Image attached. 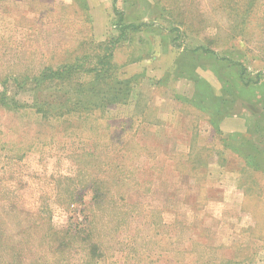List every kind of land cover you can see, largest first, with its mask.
Listing matches in <instances>:
<instances>
[{
    "label": "rangeland",
    "instance_id": "rangeland-1",
    "mask_svg": "<svg viewBox=\"0 0 264 264\" xmlns=\"http://www.w3.org/2000/svg\"><path fill=\"white\" fill-rule=\"evenodd\" d=\"M118 10L148 23L114 51L134 78L129 96L43 117L34 103L50 112L73 83L15 78L91 60L119 35ZM201 46L238 66L219 65L220 81L208 53L190 52ZM176 65L182 76L168 75ZM193 69L213 98L245 95L228 117L262 119L264 0H0V264H264V172L222 149L179 97L209 103ZM242 69L253 83L239 81Z\"/></svg>",
    "mask_w": 264,
    "mask_h": 264
},
{
    "label": "trees",
    "instance_id": "trees-1",
    "mask_svg": "<svg viewBox=\"0 0 264 264\" xmlns=\"http://www.w3.org/2000/svg\"><path fill=\"white\" fill-rule=\"evenodd\" d=\"M117 12L118 20L116 22V26L119 29V35L115 38L111 37L103 40L100 43V52L91 60L85 55H77L55 67H42L39 69L35 78L31 79L27 75L15 78V81L21 79L24 84H26V81L33 82L35 86L43 85L47 82L55 84L63 80L73 83L71 88L64 92L65 100H61L62 96L59 94H56L50 100L51 103L47 104L51 105V109L49 110L50 112L46 113L48 110L45 107L42 108V104L45 102L42 103L39 101V104L34 103V106L37 107V111L43 112V117L51 116L54 118L69 116L74 114V112L81 113L96 110L104 111L110 105L124 102V100L129 96L131 83L134 78H123L120 71L122 66L114 60V51L117 47H119V44H122V42L129 37L130 32L138 30L143 31L142 27L148 23H137L134 20L128 21L125 12L120 10ZM199 51H204V53L206 52L205 54L208 53V55L205 56L213 58L215 65L209 64L208 67L220 81L223 79L219 65L225 67L222 63L224 61H230L232 64L238 66V63L233 62L230 57L220 56L218 53L209 50L208 48L201 46L196 47L195 50H190V52ZM199 55L202 56L203 54ZM193 70L194 72L192 71L193 73L190 74L189 78L194 83V91L199 89L201 93L203 92L204 99H207L209 95V103L201 104L199 102L196 104L194 101V99L197 98L196 95L195 98H188L186 96L179 97H182V100L188 102L191 107L193 105V109H198L206 115L208 124L214 130L216 135H219L218 140L222 149H226L227 151L235 154L247 169L254 172H264V99L262 102V113L260 114L262 119H258L253 125L246 121V130L244 132H223L219 129L218 123L226 116L228 117L236 114L235 104L238 101L237 99L241 98L243 100L245 95L242 94L241 91L240 96H223L213 98L210 94L212 85L199 76L196 69ZM180 71H182V68L179 65H176L174 70L167 74L173 76L176 73V77H180L182 76ZM79 72H82L88 78L86 82H78L75 79ZM229 73L235 76L234 72ZM244 73L247 74L245 70L242 69L239 73V81L244 85L253 83V80H251V78L247 75L245 76ZM259 74L260 73H256L257 76ZM223 88L231 93H234L235 88L238 87L237 84L229 83ZM54 89L58 92L57 87H54ZM61 93L63 94V92ZM2 99H4L3 102H1ZM212 99L214 100L211 102ZM214 101H217L216 105L213 103ZM6 102V97L4 98L3 93L0 92V103L5 104ZM61 108H65L66 110L64 113L69 114L64 115ZM21 253V250L17 249L14 253V258L20 257Z\"/></svg>",
    "mask_w": 264,
    "mask_h": 264
},
{
    "label": "crops",
    "instance_id": "crops-1",
    "mask_svg": "<svg viewBox=\"0 0 264 264\" xmlns=\"http://www.w3.org/2000/svg\"><path fill=\"white\" fill-rule=\"evenodd\" d=\"M85 1H86V4H87L88 7L89 6H92L93 7V6H96L97 4H99L101 2H105L106 0H85ZM169 69H170V66H169ZM169 69L167 71H170L171 70V69L170 70ZM198 74H199V76H202L200 74V72H198ZM206 81H208V80L206 79ZM210 85H212V84L210 83ZM192 89H194V85L192 86ZM181 94L190 96L192 94V92H190L188 94H184V93L181 92ZM218 127L223 132H244L246 130V122L240 116L225 117L222 120H220V122L218 123Z\"/></svg>",
    "mask_w": 264,
    "mask_h": 264
}]
</instances>
